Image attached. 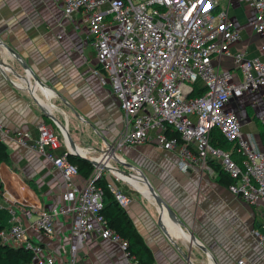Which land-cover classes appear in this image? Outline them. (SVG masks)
Segmentation results:
<instances>
[{
    "label": "crops",
    "instance_id": "obj_1",
    "mask_svg": "<svg viewBox=\"0 0 264 264\" xmlns=\"http://www.w3.org/2000/svg\"><path fill=\"white\" fill-rule=\"evenodd\" d=\"M218 2L239 33L230 49L264 60V36L254 30L251 6L245 0ZM0 40L38 78L35 82L27 77L19 60L0 45V123L8 131L1 139L8 160L0 163V207L14 210L15 218L26 228L27 239L52 254L55 264H134L119 242L94 231L72 253L75 239L67 216L55 219L51 235L30 224L40 211L63 202L65 180L43 155L20 145L14 132L28 130L35 137L37 125L45 122L61 135L58 124H63L81 153L99 157L124 127L123 111L109 80L95 72V51L83 13L66 17L63 0H0ZM219 66L234 69L230 57L222 58ZM227 109L238 117L242 132L264 149L260 137L264 85L232 97ZM61 143L58 152L67 151L66 141ZM115 150L121 163L112 159L109 163L135 173L140 180L109 170L103 175L115 178L130 196L125 209L151 250L153 264H240V259L242 264H264V245L253 234L262 221L259 207L232 193L214 172L198 166L181 170L175 152L151 142ZM142 176L174 217L135 187L134 182L147 189ZM82 180V176L76 177V181Z\"/></svg>",
    "mask_w": 264,
    "mask_h": 264
},
{
    "label": "built area",
    "instance_id": "obj_2",
    "mask_svg": "<svg viewBox=\"0 0 264 264\" xmlns=\"http://www.w3.org/2000/svg\"><path fill=\"white\" fill-rule=\"evenodd\" d=\"M245 1L254 10V30L264 36V0ZM218 4V0H63V9L66 17L83 13L95 51V72L109 80L123 111L124 127L114 148L151 142L175 152L178 168L184 171L198 166L214 172L209 162L218 164L233 179L228 189L259 207L262 221L253 234L264 245V149L242 132L238 117L227 109L232 97L264 85V60L230 49L239 33ZM225 57H230L234 69L220 68ZM196 87L203 91L191 95ZM214 127L234 146L240 160L210 142ZM168 128L179 138L167 135ZM37 130L33 137L28 130L18 129L14 137L59 169L65 188L63 202L40 211L31 227L51 235L55 219L67 216L75 239L72 253L93 231L125 249L126 242L98 214L102 189L94 180L103 172L95 167L93 179L76 181L77 166L67 160L66 150L58 152L65 140L62 130L59 135L45 122ZM7 132L0 123V140ZM108 152L105 148L100 153L102 161ZM107 186L126 208L131 198L115 178L108 177ZM8 209L10 226L0 231L2 240L30 248L32 264H55L52 254L27 239L26 228Z\"/></svg>",
    "mask_w": 264,
    "mask_h": 264
},
{
    "label": "trees",
    "instance_id": "obj_3",
    "mask_svg": "<svg viewBox=\"0 0 264 264\" xmlns=\"http://www.w3.org/2000/svg\"><path fill=\"white\" fill-rule=\"evenodd\" d=\"M203 89L194 88L191 95L200 94ZM169 136L179 138L177 132L171 128L166 130ZM260 137L264 145V130H260ZM210 142L214 146L221 147L226 151L231 152V156L235 160H240V155L235 151L234 146L228 142L221 131L214 127L210 132ZM8 160V150L6 145L0 140V163ZM67 160L75 164L78 168V173L83 179H93L94 165L88 160L75 155L67 154ZM210 167L216 174V179L229 186L233 179L225 172L218 164L209 162ZM94 183L102 189V208L98 211L104 220L106 227L114 231L119 239L126 242L125 252L128 254L133 263L153 264V255L149 247L145 244L141 234L137 231L134 223L128 215L126 209L121 207L111 189L107 186V179L103 174L95 178ZM10 212L6 207H0V231L7 229L10 226ZM0 264H32V251L22 245H12L4 242L0 236Z\"/></svg>",
    "mask_w": 264,
    "mask_h": 264
},
{
    "label": "water",
    "instance_id": "obj_4",
    "mask_svg": "<svg viewBox=\"0 0 264 264\" xmlns=\"http://www.w3.org/2000/svg\"><path fill=\"white\" fill-rule=\"evenodd\" d=\"M0 45H3L16 59L19 60V62L21 63V65L25 69L27 77L28 76L32 77L35 82H38L37 76L30 70L29 66L26 63H23L21 61L19 55L14 50H12L10 47L6 46L1 40H0ZM29 86H30V84H29ZM30 90L32 92V86L30 87ZM43 113H44V115L49 116V114L45 110V108H43ZM50 117H51V115H50ZM58 125H59L60 129L62 130V132L64 134L65 141H66V144H67V152L69 154L75 155V156H78V157H82V158L88 160L89 162H91L94 165V167H97V168L100 169V171H99L100 173L103 172L104 170H109V171H112L114 173H119V174H121V175H123L125 177H128V178L132 177V178H136V179L140 180L139 178L136 177V175H134L135 173L129 172V171H125V170L120 169L119 167L109 163L110 159H112L113 161L121 163V161L115 155V151H116L115 149L116 148H114L113 145H107L106 148L109 150V152L106 154V157H105L104 161H102V158H103L102 155L99 156V157H90V156H88L86 154L81 153L78 150L77 146L74 144L73 139L71 138V136L67 132L65 126L63 124H58ZM102 152H103V150L100 151V153H102ZM105 162H108V163L105 164ZM137 175H138V173H137ZM142 182H144L146 184V186H147V190L148 191L146 193L154 199L156 204L159 206L160 210L163 212V209H165V210L168 211V213L171 214V216H173L172 212H171L170 208L168 207V205L166 204V202L157 194L155 189L145 179V177H143ZM190 237H191V235H190ZM191 238H193V236ZM199 247H201L203 250H205V247H203L202 245H199Z\"/></svg>",
    "mask_w": 264,
    "mask_h": 264
},
{
    "label": "bare ground",
    "instance_id": "obj_5",
    "mask_svg": "<svg viewBox=\"0 0 264 264\" xmlns=\"http://www.w3.org/2000/svg\"><path fill=\"white\" fill-rule=\"evenodd\" d=\"M117 174V173H116ZM120 175V174H118ZM120 176H123V175H120ZM124 177V176H123ZM133 181V180H132ZM134 182V181H133ZM135 185L136 188H138L139 190L143 191V192H147V189L146 190H142L140 189V187L138 186V184L136 182L133 183ZM144 184V183H143Z\"/></svg>",
    "mask_w": 264,
    "mask_h": 264
},
{
    "label": "rangeland",
    "instance_id": "obj_6",
    "mask_svg": "<svg viewBox=\"0 0 264 264\" xmlns=\"http://www.w3.org/2000/svg\"><path fill=\"white\" fill-rule=\"evenodd\" d=\"M220 4V3H219Z\"/></svg>",
    "mask_w": 264,
    "mask_h": 264
}]
</instances>
